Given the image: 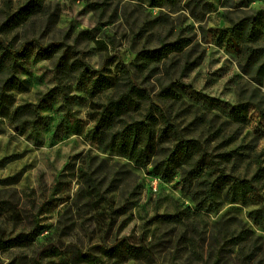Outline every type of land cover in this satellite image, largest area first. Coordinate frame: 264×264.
<instances>
[{
	"label": "rangeland",
	"instance_id": "obj_1",
	"mask_svg": "<svg viewBox=\"0 0 264 264\" xmlns=\"http://www.w3.org/2000/svg\"><path fill=\"white\" fill-rule=\"evenodd\" d=\"M27 1L0 0V28ZM40 1L26 21L0 31V40L30 52L6 85L9 74L0 76L11 100L0 115V264H89L81 254L95 264H264V230L251 220L264 203V0ZM50 44L61 51L36 55V45ZM160 47L166 57L137 70L139 52ZM62 50L67 68L74 64L59 74L65 93L54 75ZM79 65L100 82L92 94ZM130 78L150 102L99 137L103 106ZM170 83L190 90L161 96ZM151 104L169 127L159 119L155 154L143 165L111 140ZM239 104L241 122L230 108ZM167 130L201 145L212 173L203 178H254L256 192L198 208L201 186L182 180L187 167L157 175L171 147ZM123 238L148 249L147 258L119 263L100 254Z\"/></svg>",
	"mask_w": 264,
	"mask_h": 264
},
{
	"label": "trees",
	"instance_id": "obj_2",
	"mask_svg": "<svg viewBox=\"0 0 264 264\" xmlns=\"http://www.w3.org/2000/svg\"><path fill=\"white\" fill-rule=\"evenodd\" d=\"M41 7L40 0H28L19 10L6 17L5 21L1 25L2 30L11 31L13 28L22 24L26 19L37 12ZM233 44L234 40H229ZM39 57L43 59H51L55 54L61 51V44H50L46 46L36 45L35 47ZM34 49V50H35ZM62 55L58 58L55 66V78L58 80L57 88L64 92V87L60 84L61 78L59 74H70L74 64L67 68V62L65 53L66 50H62ZM30 57V52L24 46L15 48L13 44L6 43L4 40H0V76L7 75V79L4 82L6 85L20 66L21 61ZM166 57L164 47L153 50H143L138 54L137 70H141L147 67L151 63H159ZM77 67V66H75ZM83 67V66H78ZM257 72L260 78L264 77V58L260 65L257 67ZM94 71L87 66L83 67L81 76H85L87 79H92L90 93H94L99 80L93 79ZM131 80V78H130ZM189 89L182 83H170L163 87L161 90V96L165 98L178 99L179 94L175 88ZM150 96L145 89L139 88L132 80L127 84L123 91L119 92L115 96L109 98L103 106L99 118L96 122V132L99 137L103 136V129L106 125L112 124L116 119L129 116L134 112H137L142 104L149 103ZM11 104L9 96L6 94V86L0 88V115L4 114L8 106ZM151 104L145 116L141 120H133L130 123L122 126V129L117 133V136L113 138L114 148L124 153L128 158L136 163H142L146 165L150 163L152 157L155 154V133L154 129L156 124L159 123V119L163 122L165 129L169 126L167 118L161 109L156 107V112L153 113ZM233 111L236 121L241 122L244 120L245 105L239 104L230 106ZM170 136V145L168 148L165 159L161 162V170L157 171L162 179L166 180L173 175L175 170L179 167L185 166L186 170L183 172L182 180L184 182H191L193 179H198L199 192L194 194L197 201L198 208L211 209L215 206L217 199L224 198L230 202H234L239 198L256 192L254 184V178L251 180H239L229 175L220 174L212 179H205L203 176L205 173L212 176V173L205 172L207 169L206 154L203 152L201 145L195 140H183L174 134L173 131L167 130ZM117 138V139H116ZM158 169V168H157ZM193 200V201H195ZM252 223L260 230H264V203L251 213ZM41 228L37 225L34 226L33 232L30 237H35L40 234ZM28 235V236H27ZM26 237H29L27 234ZM235 240L241 239V236L233 238ZM232 239V240H233ZM18 238L10 240V243H17ZM100 254L109 260L114 262L124 263L130 259H138L140 257L147 258L149 255L148 249L144 246H137L130 243L126 238H123L111 247L105 248L103 246L98 247ZM60 256V254H55ZM80 258L88 259L89 264H95L91 260L93 257L90 254H81ZM63 259V258H62ZM103 264V263H99ZM105 264V263H104Z\"/></svg>",
	"mask_w": 264,
	"mask_h": 264
}]
</instances>
